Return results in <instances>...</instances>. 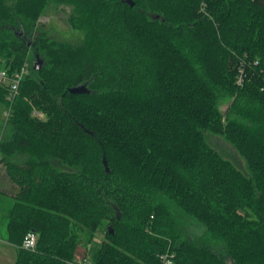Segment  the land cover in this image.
Returning <instances> with one entry per match:
<instances>
[{"label":"trees","instance_id":"obj_1","mask_svg":"<svg viewBox=\"0 0 264 264\" xmlns=\"http://www.w3.org/2000/svg\"><path fill=\"white\" fill-rule=\"evenodd\" d=\"M50 3L78 42L43 31ZM31 55L13 104L0 86V161L21 188L0 236H38L15 264H65L103 226L93 264H160L168 250L176 264H264V0H0V70Z\"/></svg>","mask_w":264,"mask_h":264},{"label":"rangeland","instance_id":"obj_2","mask_svg":"<svg viewBox=\"0 0 264 264\" xmlns=\"http://www.w3.org/2000/svg\"><path fill=\"white\" fill-rule=\"evenodd\" d=\"M68 9H64L62 7L57 8L53 3H50L48 7L46 8L42 18L40 19V25L43 31H45L51 38H55L57 40L61 41H74L78 42V40L81 39V34L71 28L67 21V11ZM36 63V57L31 55L30 59L27 62V68H32L31 65H35ZM227 108V105H223L222 110L225 111ZM6 111V110H5ZM3 107L0 105V120L4 119V113ZM7 126V123L4 125V130ZM10 127L7 128L6 133H2V137L0 140H3L10 136ZM3 130V131H4ZM4 134V135H3ZM207 140L211 146L216 148L219 153H221L225 158L230 160L238 169H240L242 172L247 173V167L245 160L243 157L237 152L235 147L227 142L223 137L215 136L213 134L207 135ZM4 164L0 161V185H4L5 192L9 194L13 193V188L17 185L7 176L4 168ZM5 192L1 191L0 195L2 198V204L0 205V218H2L6 212L13 206L14 200L12 198H9L6 196ZM196 226V225H195ZM193 224L191 227L188 224H183L182 228L187 234V236L191 239H198V236L200 238H204V233L201 231L199 227H195ZM201 232H200V231ZM105 233H106V227L103 226L100 228L97 232L94 234H90L87 231H84L82 233V242L79 244L76 252V257H83L85 254V249L88 245H91L94 249H98L102 246L104 240H105ZM5 234V226L4 224L1 226L0 223V235L4 236ZM202 241V240H201ZM6 243V242H5ZM4 244V243H3ZM2 248V247H1ZM19 248V247H17ZM216 249H219L220 246L216 245ZM20 249V248H19ZM88 258L89 256L88 253Z\"/></svg>","mask_w":264,"mask_h":264},{"label":"built area","instance_id":"obj_3","mask_svg":"<svg viewBox=\"0 0 264 264\" xmlns=\"http://www.w3.org/2000/svg\"><path fill=\"white\" fill-rule=\"evenodd\" d=\"M27 66L28 65L25 64L21 68V70L15 74H9L6 70H0V86L7 87L9 92L7 100L10 104H13L16 96L18 95L22 80L27 73ZM242 83H243V77L241 76L238 79V84L242 85ZM10 116H11V108H8L4 113V119L6 123L9 121ZM33 116L39 120L45 119V115L42 112L37 111L36 109L33 110ZM37 242H38L37 234L31 232L25 237L22 245L19 246V248L25 251L35 252L37 249ZM3 243H5V241L0 237V250ZM160 260H161L160 264H176V254L174 253V251L168 250L160 257ZM65 264H93V262L89 260L88 251L85 250V254L83 257H76L71 261L65 262Z\"/></svg>","mask_w":264,"mask_h":264},{"label":"crops","instance_id":"obj_4","mask_svg":"<svg viewBox=\"0 0 264 264\" xmlns=\"http://www.w3.org/2000/svg\"><path fill=\"white\" fill-rule=\"evenodd\" d=\"M4 170L7 174L6 168ZM7 176H8V174H7ZM0 191L5 192L4 185L3 186L0 185ZM12 191L14 194H9L7 192H5V194L7 197L12 198L14 200V197H16V195L21 192V188L19 186H16L13 188ZM1 238L3 239V237H1ZM17 254H18V248L16 246H14L8 242L4 243L2 245L1 250H0V264H15Z\"/></svg>","mask_w":264,"mask_h":264},{"label":"water","instance_id":"obj_5","mask_svg":"<svg viewBox=\"0 0 264 264\" xmlns=\"http://www.w3.org/2000/svg\"><path fill=\"white\" fill-rule=\"evenodd\" d=\"M35 69H38V68H37V67H35ZM70 93H72V94H77V93H80V89H78V88L71 89V90H70Z\"/></svg>","mask_w":264,"mask_h":264}]
</instances>
